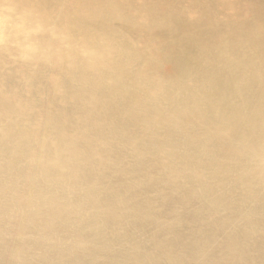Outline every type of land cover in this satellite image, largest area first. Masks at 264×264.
Segmentation results:
<instances>
[{"label": "bare ground", "instance_id": "1", "mask_svg": "<svg viewBox=\"0 0 264 264\" xmlns=\"http://www.w3.org/2000/svg\"><path fill=\"white\" fill-rule=\"evenodd\" d=\"M0 264H264V0H0Z\"/></svg>", "mask_w": 264, "mask_h": 264}]
</instances>
